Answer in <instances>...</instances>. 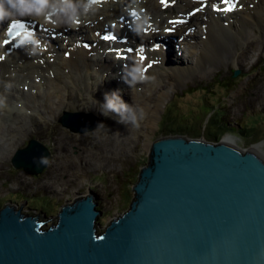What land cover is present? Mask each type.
<instances>
[{"label":"water","instance_id":"water-1","mask_svg":"<svg viewBox=\"0 0 264 264\" xmlns=\"http://www.w3.org/2000/svg\"><path fill=\"white\" fill-rule=\"evenodd\" d=\"M85 114L66 109L60 120L70 126ZM51 156L31 138L12 163L38 175ZM133 190L129 208L101 232L94 190L66 202L48 228L6 204L0 264H264L262 152L204 136L163 135L151 142Z\"/></svg>","mask_w":264,"mask_h":264},{"label":"bare ground","instance_id":"bare-ground-1","mask_svg":"<svg viewBox=\"0 0 264 264\" xmlns=\"http://www.w3.org/2000/svg\"><path fill=\"white\" fill-rule=\"evenodd\" d=\"M5 2L14 9L13 13L19 14L18 17H25L27 27H33L34 32L32 39L25 40L22 45L10 53H7L6 49H11V45H0V56L4 57L0 60V117L4 116L10 119V123L2 124L0 138H6L9 144L18 145L19 139L30 132L28 122L32 126L31 130L34 129L39 133H47L45 128L49 126L50 133H55L53 136L60 140L58 157L52 163L54 171V166L61 164L58 167L60 173L66 171L68 166L64 163L72 158V150L76 144L90 142L91 138L98 137L107 131L105 128H100L101 130L96 133L69 134L67 131L61 130L55 122L60 109L78 105H82L86 110L94 109L93 106L87 104V99L92 100L91 97L93 98L95 95L104 103L105 93L108 90L101 94L102 89L99 87L107 81L109 83L107 88H112V91L117 93L122 101L130 105L136 112L137 125L134 126L130 121L127 122L132 129L128 138L135 135L138 139L140 131L146 127L152 129L156 125L159 110L168 98L169 87L171 89L179 83H188L190 75H196L199 79L201 77L199 68L210 66L208 61L212 59L220 60L225 65L237 56V63L244 66L249 53L255 46L260 45L264 48V40H262L264 35V0L253 1L252 6H247L245 10L228 13L226 18H222L221 13L205 9L195 14L190 23L186 24V28L190 29L188 34L185 32L183 23L174 28L176 22L173 21L178 14L169 11L165 16L160 0H140V2L137 0H103V2L95 4L90 3L91 0H44L40 5L35 1L26 3L23 0H0V10L4 14L0 18V38L6 34L11 20L10 14L5 15L4 10L7 9ZM199 4L194 0H177L173 7H170L172 9H168L176 8L181 13ZM133 7L138 8L140 14L136 24L131 23V11L128 9ZM119 17H123V19L121 20ZM224 20H229V24L225 25ZM76 21L79 23L77 24ZM108 22L117 24L113 29L130 34V42L140 49L142 48L143 53L147 54V59L160 58L157 64L152 65L146 71V75L142 76V79L134 80V77L129 75L134 66L142 64L135 54L136 50H134L135 55L132 54L129 58L131 66L127 68L119 65L122 59H116L101 51L102 48L105 49L109 45L105 46L106 42L100 40L92 48L93 55H89L84 47L78 46L72 50L69 57L64 56V50L62 51L64 47L73 45L74 41L81 37L95 40L99 31L110 25ZM149 22H151V26H148ZM198 22L206 23V37L196 40V45H191V38H197L198 32L203 31L201 28L197 29ZM251 26L253 30L260 33L259 36L252 37L248 34L247 28ZM150 27L160 29L156 40H153L152 33L143 32ZM168 29L172 30L168 31ZM164 31L168 35L177 33V38L168 36ZM245 32L247 35L242 36ZM51 33L54 34V37L51 36ZM226 36L239 39L241 51L238 54V45L233 44ZM47 37L50 38L51 45L46 51L40 48V44L43 46ZM161 39L169 41L170 51L168 52L172 53L176 51L178 45H180L179 49H182L181 44L188 42V53L185 55L183 52L182 56L185 59L194 56L195 64L187 61L186 65L176 66L174 63L180 57L178 59L176 57L173 63L168 57L167 50L166 52H159L158 50L161 49L151 50L148 41L151 40L150 44H154ZM124 61L127 60H122V62ZM160 64L165 68H160ZM81 76L90 79V81H86V90H89L91 97H88V94L85 93L86 90L80 86ZM119 78L128 86L125 91L113 88V80L118 81ZM99 79H101L100 83H97ZM130 80H134V83L129 84ZM173 80H175V84ZM21 81L24 84H29L28 91L21 89ZM256 97H259L258 101H260L261 96L257 94ZM3 99L8 100L9 103H5ZM141 110H143L142 118L140 117ZM118 115L120 113L109 110L105 115L107 116L105 124L112 126L116 121H121ZM43 122L46 127L40 130L38 125ZM140 135L142 136V134ZM238 139L237 135L227 133L223 141L237 144ZM151 142V139L148 138L147 148ZM89 145L93 151L98 150L95 145ZM251 150L262 152L264 155V141L253 145ZM105 152L107 160L115 159V156L108 150ZM78 153L81 155V151ZM22 157L27 158V154L23 153ZM69 176H74V173L71 172ZM46 189L56 190L51 189L48 184H46ZM96 200L98 199H95V202H98ZM62 209L63 206L60 210Z\"/></svg>","mask_w":264,"mask_h":264},{"label":"rangeland","instance_id":"rangeland-1","mask_svg":"<svg viewBox=\"0 0 264 264\" xmlns=\"http://www.w3.org/2000/svg\"><path fill=\"white\" fill-rule=\"evenodd\" d=\"M23 1L26 3L35 1L40 5L44 0ZM253 1L256 0H247L245 7L249 6ZM4 4L8 9L11 19L19 18V14L13 13L14 9L11 6L6 2ZM161 6L162 10L165 11V16H167V12L169 11L177 12L176 9L169 10L170 8L167 9L162 4ZM245 7L241 10H245ZM3 16L4 14L0 10V18ZM21 18L25 19L24 16H21ZM108 23L111 24L110 22ZM196 27L202 30L200 22L196 24ZM185 31L187 33L188 30ZM247 32L252 37L260 35L258 31L252 29V26L247 28ZM203 33V31L198 32V37L191 38L192 43L190 44L196 45V40H200L203 37ZM152 34L157 36L155 32H152ZM176 35L178 34L176 33ZM176 35L172 36L177 38ZM246 35L245 32L242 36ZM226 38L232 41L233 44L238 45V54L241 51L239 49V39L231 38L230 36H226ZM262 40H264V35ZM187 43L181 44L182 49H179L180 45H178L176 51L171 52V60L176 58L178 53L182 51L187 55ZM236 57L225 65L220 60L212 59L208 61V63L210 62V66L199 68L201 75L199 79L196 75H190L188 76V83H179L175 88L171 89L169 87L168 98L159 110L156 125L152 129L146 127L140 131L138 139L135 135L128 138V134L132 129L131 125L127 124L129 121L124 122L122 120L126 114L118 115L121 121H116L112 126L105 124L107 116L104 114L103 102L97 99L95 95L93 98L90 96L89 90H86V81H90V79L81 76L80 86L86 90L85 93L92 99H87V104L93 106L94 109L90 108L86 110L83 109L82 105L60 109L55 122L61 130H65L69 134L84 135L96 133L103 128L107 129V131L98 137L91 138L90 142L85 141L84 144H76V147L72 150V158L64 163L68 167L62 173H60L58 168L61 164L54 166L55 171L52 168L53 161L58 157L60 140L56 136H53L55 133H50L49 126L46 127L44 122V124H39L38 128L43 130L46 127L45 131L47 133L35 132L34 129L31 130L32 126L28 122L30 132L19 139L18 145L9 144L6 138H0V209L6 204L14 205L17 208H21L24 213L34 216L38 215L39 218L48 220L43 225V228H48L57 222L58 212L66 202L71 201L79 195H86L90 190H94L98 193V207L102 212L97 220L101 223L97 225L98 231L101 232L113 218L126 211L130 206L134 197L133 185L138 179L141 167L148 160V151L151 146L150 143L149 148L146 147L148 138L153 141L163 135L182 133L184 130H170L182 126H187L189 131L196 136L197 130L206 131L205 123L207 119L210 133L224 132L217 125L219 117L214 115L215 111L220 109L225 113L221 116L223 122H227L233 128V132L224 133L220 140H223L227 133H232L238 136L237 144L241 148L251 149L254 144L261 143L264 141V48L260 45L255 46L249 53L244 66L237 63ZM187 61L194 62L195 64V57L192 56L188 59L183 57V61L179 58V62L174 64L176 66H183V64H187ZM137 68V66H134L133 71H137ZM160 68L164 69L165 67L160 64ZM237 69L239 73L234 75ZM130 74L132 75V73ZM119 79L118 81L113 80V86L119 91H125L128 86ZM100 80L97 83H100ZM173 83L175 84V80H173ZM20 87L28 91L29 88L26 87H29V84H24L21 81ZM96 88L98 89L97 86ZM99 88L102 89L101 94L105 90H108L105 94L109 93L111 95L114 93L112 88H103V84ZM257 94L261 96L260 101H258L259 97H256ZM210 100L214 101V103L220 101V104L213 109L211 105L206 104ZM3 101L9 103L5 99ZM66 109L69 111H83L86 114L77 118H71L70 122L72 125L65 126L60 117ZM100 117L103 120L102 124L98 123L101 124L99 127L90 131L81 130ZM4 122L10 123V119L4 116L0 117V131L3 129L2 124ZM71 126L76 129H72ZM242 127H248L247 131L243 133ZM147 131L148 133H146ZM247 134L251 136H247ZM186 135L190 136L189 134ZM252 136L257 139L255 142H252ZM32 137L43 142L52 152L51 164L49 163L45 170L38 175L25 172L22 168H17L12 164L13 155L18 149L24 147ZM89 144L95 145L98 150L93 151ZM107 146L109 149L106 148ZM106 150L115 156L114 160H107ZM79 151H81V155L78 153ZM71 172L74 173V176H69ZM46 184L50 185L51 189L56 190H47ZM41 211L51 216L46 218L45 215H42Z\"/></svg>","mask_w":264,"mask_h":264},{"label":"clouds","instance_id":"clouds-1","mask_svg":"<svg viewBox=\"0 0 264 264\" xmlns=\"http://www.w3.org/2000/svg\"><path fill=\"white\" fill-rule=\"evenodd\" d=\"M4 11H5V15L9 14L8 13V9L5 8ZM132 76L134 77V80L138 79V78H141V79L143 78L140 75V71H133L132 72ZM134 80H130V81H128V83L132 84V83H134ZM102 107L105 110L104 111L105 115H107V112L109 110L110 111H115V112L120 113V114H126L123 117L124 122L130 121L134 126L137 125V114H136V112L132 110L130 105H128L125 102H123L122 99L119 97V95L117 93H112L111 95L105 94V100H104V103H103ZM140 117L141 118L143 117V110H141V112H140ZM101 124H98L97 127H99ZM18 209H21V208H18ZM26 214H28V213H26ZM32 216H34V215H32ZM45 216H49V215H45ZM39 219H41V218H39ZM41 220H44V219H41ZM47 222H48V220L45 223H47ZM45 223L43 225H45Z\"/></svg>","mask_w":264,"mask_h":264},{"label":"snow or ice","instance_id":"snow-or-ice-1","mask_svg":"<svg viewBox=\"0 0 264 264\" xmlns=\"http://www.w3.org/2000/svg\"><path fill=\"white\" fill-rule=\"evenodd\" d=\"M173 2H174V0H173ZM161 3H163L165 6H167V4L169 3V0H161ZM221 4H223V8H221V6H220ZM206 6H207V3L205 2V3H202L200 7L203 8V7H206ZM237 6L242 7V5H238L237 0H220V3L219 4H213L212 5V8L215 11H233ZM199 10L200 9H194V11H199ZM192 14L193 13H189V15H192ZM173 22H180V23H182L183 21L181 19H179V18H176ZM76 23L78 24L79 21H76ZM22 24H23L22 21H15V20H13V21H11V23L8 26V29L7 30L9 32H11L12 29H14L17 26H22ZM171 30L172 29H168V31H171ZM103 38L114 40V39H119L120 37H117L115 35V33H111V34L105 33ZM3 43L7 45V44L10 43V41L4 40ZM116 51H117L118 55H124V51L122 49H117ZM128 51H133V49H128ZM140 55H141V58L142 59H146V57H144V55H143L142 48L140 49ZM3 58L4 57L0 56V59H3Z\"/></svg>","mask_w":264,"mask_h":264},{"label":"trees","instance_id":"trees-1","mask_svg":"<svg viewBox=\"0 0 264 264\" xmlns=\"http://www.w3.org/2000/svg\"><path fill=\"white\" fill-rule=\"evenodd\" d=\"M205 89H207V88H205ZM206 104L211 105L212 108L214 109L218 104H220V101H218L217 103H214V101L210 100L209 103H206ZM220 112H222L221 115H220ZM223 114H225V113H223V111L220 110V109L216 110L215 113H214V115H217V116L219 117V118L217 119L218 123L216 122L217 125H218V127L221 128L222 130H224V132H220V133H219V131H218V132H216L215 134L210 133V131H209V129H208V119H207V121H206V123H205V129H206V131L203 132V131L197 130V131H196V132H197L196 136L199 134L198 137H200V136H204V137H205L206 139H208V140L219 141L220 138L222 137V135H223L224 133L229 132V131H230V132H233V128L230 127V126L227 124V122H223V118L221 117ZM160 129H161V128H160ZM175 129H178V130H184V132H182L183 134H189L190 136H194V133H191V132L189 131V129H188L187 126H186V127H185V126H182V127H178V128H174V129H170V130L175 131ZM247 129H248V127H242L241 130H242L243 133H244V132L247 131ZM167 130H169V129H167ZM196 136H194V137H196ZM247 136H251V135L247 134ZM254 136H256V135H254ZM254 136L251 137L252 142H255V141L257 140V139L254 138ZM137 180H138V179H137ZM0 207H1V205H0ZM128 208H129V207H128ZM49 216H50V215H49Z\"/></svg>","mask_w":264,"mask_h":264}]
</instances>
